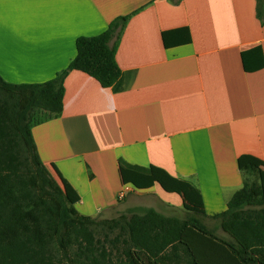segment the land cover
Here are the masks:
<instances>
[{
	"label": "crops",
	"instance_id": "1",
	"mask_svg": "<svg viewBox=\"0 0 264 264\" xmlns=\"http://www.w3.org/2000/svg\"><path fill=\"white\" fill-rule=\"evenodd\" d=\"M261 4L0 0V75L13 84L51 81L75 58L79 37L98 36L133 14L118 42L122 77L104 88L84 72H70L61 115L33 128L43 163L80 195L81 215L99 217L128 194L161 189L124 186L123 162L192 182L209 216L204 222L214 226L210 216L224 212L249 177L238 158L264 162V68L246 71L242 59L260 47L262 54L248 61L264 62Z\"/></svg>",
	"mask_w": 264,
	"mask_h": 264
},
{
	"label": "trees",
	"instance_id": "2",
	"mask_svg": "<svg viewBox=\"0 0 264 264\" xmlns=\"http://www.w3.org/2000/svg\"><path fill=\"white\" fill-rule=\"evenodd\" d=\"M132 15L117 18L98 36L79 37L75 58L51 81L13 84L0 75V264H264V162L256 156L238 158L239 169L249 177L226 210L210 216L226 236L204 223L209 216L192 182L153 165L121 162L124 186L149 191L159 185L179 195L192 216L179 218L149 209L104 221L113 223L109 229L120 230L111 241L117 257L93 232L98 217L81 215L75 208L81 201L78 192L55 166L57 178L41 160L33 128L61 115L69 73L84 72L104 88L122 77L116 54ZM259 15L264 20V4ZM167 37L164 32L166 47ZM258 52L262 54L260 47L242 53L246 71L264 68V62L248 61ZM120 242L121 250L116 246Z\"/></svg>",
	"mask_w": 264,
	"mask_h": 264
},
{
	"label": "rangeland",
	"instance_id": "3",
	"mask_svg": "<svg viewBox=\"0 0 264 264\" xmlns=\"http://www.w3.org/2000/svg\"><path fill=\"white\" fill-rule=\"evenodd\" d=\"M255 177H250L251 181H255ZM156 193H147V194H128L123 197L119 205L110 210L108 213L103 214L98 217L99 225L93 228V232L97 239L101 240L102 243L106 244V247H109V250L113 251L114 256L117 257L119 253L115 249V246L111 241L115 240L117 236L120 235L119 228L109 229L112 227L113 223H103L104 221H110L115 219H120L122 216L130 217L133 213H142L149 209H154L162 214L177 216L179 218H184L187 216H192L191 213H188L184 210L183 207L177 208V205L181 204L182 199L179 195L173 193H167L162 189H158ZM172 205L176 206L173 207ZM205 221V220H204ZM210 229L215 230V232L224 236L225 233L222 231L219 221L217 220L214 226L208 225L207 222H204ZM108 225V226H107ZM215 228V229H214ZM226 236V235H225ZM106 237L108 239H106ZM110 241V242H109ZM120 250L122 244L116 245Z\"/></svg>",
	"mask_w": 264,
	"mask_h": 264
}]
</instances>
